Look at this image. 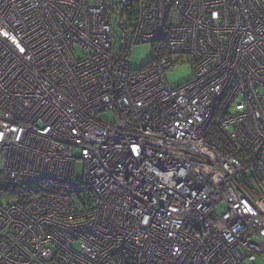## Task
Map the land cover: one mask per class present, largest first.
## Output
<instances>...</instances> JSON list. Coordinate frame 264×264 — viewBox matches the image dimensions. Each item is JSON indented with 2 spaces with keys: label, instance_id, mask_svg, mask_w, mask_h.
<instances>
[{
  "label": "built area",
  "instance_id": "obj_1",
  "mask_svg": "<svg viewBox=\"0 0 264 264\" xmlns=\"http://www.w3.org/2000/svg\"><path fill=\"white\" fill-rule=\"evenodd\" d=\"M0 147V264H257L264 0H0Z\"/></svg>",
  "mask_w": 264,
  "mask_h": 264
},
{
  "label": "rangeland",
  "instance_id": "obj_2",
  "mask_svg": "<svg viewBox=\"0 0 264 264\" xmlns=\"http://www.w3.org/2000/svg\"><path fill=\"white\" fill-rule=\"evenodd\" d=\"M115 1H120V0H115ZM119 34H122L121 29L115 30ZM161 45H154L153 43H143V44H138L134 46L132 49L131 53V67L134 70L141 69L145 66H147L150 62H152L157 55L156 48H160ZM192 64L191 63H183V64H178L175 66V70L171 73H168L166 75L167 82L170 86H179L187 81H189L192 77ZM103 118H110L111 115L109 113H103L101 115ZM3 159V153H2V148L0 147V166L2 163ZM84 167L85 164L82 160H79L77 162V176H80L84 173ZM2 172V171H1ZM4 173V172H3ZM4 203L7 201H3ZM225 206L220 205L217 207V214L220 215L224 212ZM261 261H264V257L260 255L257 260V264H260Z\"/></svg>",
  "mask_w": 264,
  "mask_h": 264
},
{
  "label": "trees",
  "instance_id": "obj_3",
  "mask_svg": "<svg viewBox=\"0 0 264 264\" xmlns=\"http://www.w3.org/2000/svg\"><path fill=\"white\" fill-rule=\"evenodd\" d=\"M158 56L160 55L157 54L155 57ZM0 196L3 201L15 202L26 207L42 196L41 182L36 181L27 185H16L0 171Z\"/></svg>",
  "mask_w": 264,
  "mask_h": 264
},
{
  "label": "clouds",
  "instance_id": "obj_4",
  "mask_svg": "<svg viewBox=\"0 0 264 264\" xmlns=\"http://www.w3.org/2000/svg\"><path fill=\"white\" fill-rule=\"evenodd\" d=\"M260 264H264V261H261Z\"/></svg>",
  "mask_w": 264,
  "mask_h": 264
}]
</instances>
